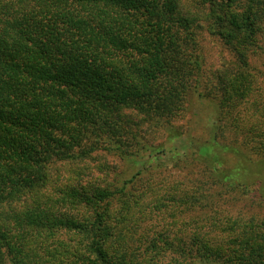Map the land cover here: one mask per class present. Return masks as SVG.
Instances as JSON below:
<instances>
[{
  "label": "trees",
  "instance_id": "1",
  "mask_svg": "<svg viewBox=\"0 0 264 264\" xmlns=\"http://www.w3.org/2000/svg\"><path fill=\"white\" fill-rule=\"evenodd\" d=\"M204 30L234 60L211 89ZM255 55L264 0H0V264H264V216L216 213L234 182L215 193L138 172L119 187L91 167L137 157L198 84L217 92L214 129L230 125ZM247 135L264 148V132Z\"/></svg>",
  "mask_w": 264,
  "mask_h": 264
},
{
  "label": "rangeland",
  "instance_id": "2",
  "mask_svg": "<svg viewBox=\"0 0 264 264\" xmlns=\"http://www.w3.org/2000/svg\"><path fill=\"white\" fill-rule=\"evenodd\" d=\"M196 40L202 62L199 74L206 88L211 89L215 75L234 60L215 35L204 30L199 32ZM250 62L257 77L255 92L247 104L240 106V112L233 116L230 125L226 124L221 131L214 129L218 115L217 92L211 90L206 95L198 84L189 89L183 109L169 126L161 122L147 127L146 145L137 157L120 158L114 154L97 157V162L91 165L93 171L100 175L109 172L111 177L116 174L119 187L138 172L165 177L159 179L160 182H153L157 186L163 183V187H168L172 180H177L190 186L208 188L212 185L215 193L234 182L237 190L225 195L226 204L218 206L216 213L220 211L234 218L241 215L243 219L264 216V148H258L260 137L251 141L247 135L264 132V56L255 55ZM254 100L257 103H253ZM208 149L210 155H207ZM210 164L214 166L210 168ZM217 178L223 181L219 185L215 183ZM203 211V215L210 213ZM200 214L202 210L191 215L198 217ZM149 224L151 228L159 229L161 219L153 217Z\"/></svg>",
  "mask_w": 264,
  "mask_h": 264
}]
</instances>
